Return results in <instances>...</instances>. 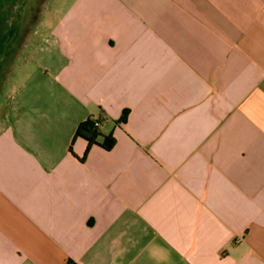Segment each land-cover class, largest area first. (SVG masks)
Wrapping results in <instances>:
<instances>
[{
    "label": "crops",
    "instance_id": "crops-1",
    "mask_svg": "<svg viewBox=\"0 0 264 264\" xmlns=\"http://www.w3.org/2000/svg\"><path fill=\"white\" fill-rule=\"evenodd\" d=\"M0 264H264V0H0Z\"/></svg>",
    "mask_w": 264,
    "mask_h": 264
},
{
    "label": "trees",
    "instance_id": "trees-1",
    "mask_svg": "<svg viewBox=\"0 0 264 264\" xmlns=\"http://www.w3.org/2000/svg\"><path fill=\"white\" fill-rule=\"evenodd\" d=\"M104 121V118L96 119L94 116H90L83 123H81L79 128H77L75 139L82 138L88 143L83 159L87 158L93 146L101 147L107 151L113 149L114 146H116V140L112 133L105 135L101 131ZM122 121H125V116Z\"/></svg>",
    "mask_w": 264,
    "mask_h": 264
},
{
    "label": "rangeland",
    "instance_id": "rangeland-1",
    "mask_svg": "<svg viewBox=\"0 0 264 264\" xmlns=\"http://www.w3.org/2000/svg\"><path fill=\"white\" fill-rule=\"evenodd\" d=\"M32 1H34V0H32ZM44 9H45V8H44ZM32 17H33V13H32V12H28V18L30 19V18H32ZM17 78H18V76L14 74V75L12 76V81H11V83L13 84V82H16Z\"/></svg>",
    "mask_w": 264,
    "mask_h": 264
}]
</instances>
